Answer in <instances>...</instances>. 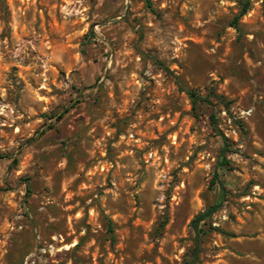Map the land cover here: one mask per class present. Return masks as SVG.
Wrapping results in <instances>:
<instances>
[{
    "label": "rangeland",
    "instance_id": "374dc122",
    "mask_svg": "<svg viewBox=\"0 0 264 264\" xmlns=\"http://www.w3.org/2000/svg\"><path fill=\"white\" fill-rule=\"evenodd\" d=\"M245 2L0 0V264H184L218 203L199 264H264V0L236 21Z\"/></svg>",
    "mask_w": 264,
    "mask_h": 264
},
{
    "label": "trees",
    "instance_id": "16d2710c",
    "mask_svg": "<svg viewBox=\"0 0 264 264\" xmlns=\"http://www.w3.org/2000/svg\"><path fill=\"white\" fill-rule=\"evenodd\" d=\"M250 2L251 0H246V2L243 4V9L240 13V15L236 18V21L241 17L244 16L250 7ZM236 25V22L235 24ZM161 65V63H160ZM190 97L193 99V106L196 107L198 101L200 100V98L197 96V94L195 92H188ZM62 116H58V119H60ZM228 144H227V140L224 139V143H223V148H222V152L220 155V165L222 167H226L229 166L230 161L227 159V152H229V148H228ZM221 207V203L218 204H214L212 206H210L206 211L200 213L193 221V227H194V232L196 235L195 238V248L192 250L190 257L185 261L184 264H199L200 262V246H201V240L202 237L204 235H206V233L208 232V230L205 229L206 226V221L210 220L213 215L219 210V208Z\"/></svg>",
    "mask_w": 264,
    "mask_h": 264
}]
</instances>
